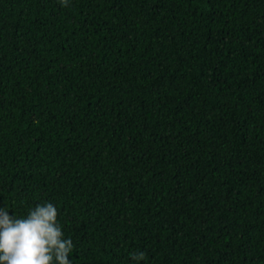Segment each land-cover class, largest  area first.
Wrapping results in <instances>:
<instances>
[{
	"label": "trees",
	"instance_id": "trees-1",
	"mask_svg": "<svg viewBox=\"0 0 264 264\" xmlns=\"http://www.w3.org/2000/svg\"><path fill=\"white\" fill-rule=\"evenodd\" d=\"M48 202L71 264H264V0H0V209Z\"/></svg>",
	"mask_w": 264,
	"mask_h": 264
},
{
	"label": "clouds",
	"instance_id": "clouds-1",
	"mask_svg": "<svg viewBox=\"0 0 264 264\" xmlns=\"http://www.w3.org/2000/svg\"><path fill=\"white\" fill-rule=\"evenodd\" d=\"M61 3L67 6V0ZM58 216L51 202L36 206L26 218L0 209V264H71L73 240L64 238ZM131 259L144 260L145 254L132 253Z\"/></svg>",
	"mask_w": 264,
	"mask_h": 264
}]
</instances>
